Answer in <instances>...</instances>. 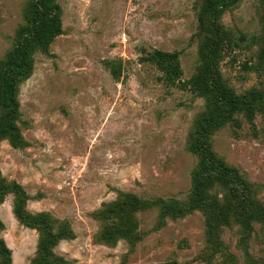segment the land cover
I'll use <instances>...</instances> for the list:
<instances>
[{"label":"rangeland","instance_id":"rangeland-1","mask_svg":"<svg viewBox=\"0 0 264 264\" xmlns=\"http://www.w3.org/2000/svg\"><path fill=\"white\" fill-rule=\"evenodd\" d=\"M36 2L0 0V65L60 28L32 39L15 114L0 102V264H264V0ZM154 50L259 95L252 121L215 124L226 103L168 84Z\"/></svg>","mask_w":264,"mask_h":264},{"label":"trees","instance_id":"trees-1","mask_svg":"<svg viewBox=\"0 0 264 264\" xmlns=\"http://www.w3.org/2000/svg\"><path fill=\"white\" fill-rule=\"evenodd\" d=\"M51 0H38L36 2V5H43L44 8L47 9V5ZM47 25L44 27L39 26L36 30L34 28L33 35L25 36L23 37L21 44L16 48L13 55L8 57V59L0 65V102L5 104L6 107H8L9 113L15 114L17 103L15 100V92H14V81L29 73L30 70V64L27 59L28 50L31 45L32 39L35 37L40 38V40L44 44H48L53 37L59 33V26L50 25L48 22H46ZM57 24V22H52ZM43 29V31H41ZM216 31V38L214 40V45L218 44L220 41V36L218 32V27L215 28ZM211 54L215 53V50L213 49V45H211ZM264 55V53H263ZM262 67L264 69V56L262 57ZM147 59L152 62L162 73H163V79L168 84H174L177 86H180L181 89H188L190 88H197L200 90H203L204 92H213L215 96H217L218 102H225L226 103V109L223 112L222 116H219L215 119V124L220 122L222 118L231 116L235 110H239V108H242L243 106L246 109V115L248 120L252 121L254 114H255V104L254 101L259 95H252L251 97L247 99H243L240 96H228L224 95L221 88H218L213 76L207 75L206 71L204 69L198 71L197 74L193 75L187 80H182L181 75L182 71L180 68L179 58L177 52H164L159 50H154L150 54H148ZM212 60V58H210ZM114 73V72H113ZM222 117V118H221ZM9 118V117H8ZM210 122V120L206 119L204 120V124L202 126V131H206L207 125ZM206 127V128H205ZM202 135H198V141L202 139ZM205 139H203L199 143H203ZM198 143V142H197ZM206 154L209 155V151L206 150ZM209 158L206 157V161ZM212 170H216L221 176L223 177H230L231 180L237 179L235 175H233L228 170H225L221 166L217 164H211L210 165ZM227 178V177H226ZM246 201L245 197H243ZM248 207L256 208L257 213L255 215L256 219L258 220H264V209H262L260 206L255 207V204L252 202L248 203ZM47 242V241H45ZM44 242V243H45ZM4 251L7 253V256L9 257L10 250L8 248L3 247ZM43 249L47 251L46 246L44 244Z\"/></svg>","mask_w":264,"mask_h":264}]
</instances>
